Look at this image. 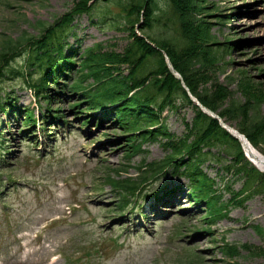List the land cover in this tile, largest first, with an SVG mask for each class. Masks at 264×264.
Listing matches in <instances>:
<instances>
[{
    "label": "rangeland",
    "instance_id": "1",
    "mask_svg": "<svg viewBox=\"0 0 264 264\" xmlns=\"http://www.w3.org/2000/svg\"><path fill=\"white\" fill-rule=\"evenodd\" d=\"M76 1L0 0V44L24 32L38 35V21L53 24ZM207 6L211 8L203 11L209 14L204 22H211L214 36L208 39L202 32L198 42L213 46L241 42L229 54L220 50L219 63L210 59V69L201 73L209 78L201 81L200 89L208 90L207 96L219 105L218 113L233 102L254 106L257 101L259 107L250 115L264 117V96L246 88L251 82L264 91V0H208ZM119 13L115 3L100 1L92 15L78 17L76 39L70 38L78 54L97 44L103 53H124L129 32ZM149 33L162 38L169 34L164 26ZM26 59V53L18 57L14 70L37 77L35 65L30 66ZM128 73L123 66L122 76ZM11 78L2 84L0 93L13 92V101L40 115L47 107L43 96L37 98L22 76ZM60 100L51 106L63 110L64 120L69 122L50 121L47 131L41 128L43 116L31 130L35 126L27 128L17 117L10 118L0 110L1 141H6L10 152L0 150V264H264V196L248 189L247 195L237 194L244 188V177L225 170L231 163L229 156L211 147V160L201 166L214 181L221 201L232 200L228 214L210 229L201 220L207 214L204 207L193 204L187 195V178L162 171L149 173L143 192L122 211L106 176L113 170L116 178L119 171L127 172L125 178H140L144 163L166 157L165 138L142 142L139 152L127 157L130 136L113 127L112 117L94 118L85 127L82 115H75L69 106L74 101ZM177 106L166 109L161 122L182 138L194 129L197 110L184 101ZM225 119L234 128H243L240 119ZM30 130L35 135L33 142L26 138L23 143V136L31 133L22 131ZM175 183L179 186L173 187ZM166 187H173L172 192L161 194ZM156 191L160 196H151L143 206L144 195ZM137 203L145 217L136 210L134 216ZM244 244L254 246L255 253L241 248L234 259L223 254L225 245ZM67 256L73 262H67Z\"/></svg>",
    "mask_w": 264,
    "mask_h": 264
},
{
    "label": "trees",
    "instance_id": "2",
    "mask_svg": "<svg viewBox=\"0 0 264 264\" xmlns=\"http://www.w3.org/2000/svg\"><path fill=\"white\" fill-rule=\"evenodd\" d=\"M100 1L113 2L119 7L118 15L129 32V44L122 54L103 53L100 51L102 46L98 48L97 45L77 55V49L70 47L68 42V30L78 16L85 13L91 14ZM91 2L92 0H77L74 7L53 24L38 21L35 25L38 35L24 32L15 39L8 38L1 43L0 85L9 76H22L37 94L47 90L46 95H50L51 90L48 85H50L51 77L69 78L72 83L59 84L60 89L79 94L88 103L87 110L113 107L118 124L124 133H140L141 136L147 137L158 132L168 139L166 146L172 152L166 160L152 163L151 171L156 172L169 166H174L176 169L178 166H185L187 174L192 178V194L196 198L206 199L211 188L207 185L208 178L200 170V166L210 152L206 153L202 150L220 146L228 152L231 159L233 158L227 169L235 170L246 179L248 188L264 196V173L246 160L239 143L223 130L215 119L206 116L194 106L197 110L194 129L188 130V133L179 139L170 135L166 126L160 122V117L166 109L178 108L177 102L184 101L194 105L181 82L169 71L162 51L169 56L191 92L205 106L218 111L219 105L216 106L214 100L207 96L208 90L200 89V84L208 81L209 78V75L206 77L201 73L207 68L210 69V59L220 60L218 56L220 50L229 54L233 51L234 45L238 42L240 44L241 41H231L226 44H216V46H213L215 44L202 45L198 42L202 32L208 39H213L214 36L210 33L211 22H204V18L209 14L203 11L211 8L207 6L208 0H97ZM139 23H141L140 32L143 36L137 32L136 26ZM161 25L167 27L169 32L167 37H155L149 33L156 30L157 26L160 29ZM146 38L155 46L147 42ZM23 52L28 54L27 63L37 67L38 78L33 77V74L27 75L25 72L14 70L13 62ZM210 54L211 58H209ZM77 57L79 59H76ZM125 65L129 73L122 76V67ZM74 70L77 77L67 76V73ZM89 79H93L91 87L87 84ZM248 87L254 93H262L264 96V91L257 88L255 84L250 82L246 88ZM211 92L214 93L212 88ZM82 103L80 102L77 106ZM256 103L253 106L247 102L241 104L233 102L220 111V114L229 119H240L242 131L255 145H261L264 148V117L250 115L254 111L253 108L259 107V102L256 101ZM149 127H155V129L148 130ZM146 180V175H142L139 179L109 176V184L121 191V199L126 197V194L132 195L138 191L139 185ZM209 205L211 215H215L218 212L217 202L211 200ZM258 230L263 231L259 228ZM241 248L250 253H255L256 250L254 246L248 244L242 245ZM241 248L228 246L223 251L226 256L234 259L240 255Z\"/></svg>",
    "mask_w": 264,
    "mask_h": 264
},
{
    "label": "bare ground",
    "instance_id": "3",
    "mask_svg": "<svg viewBox=\"0 0 264 264\" xmlns=\"http://www.w3.org/2000/svg\"><path fill=\"white\" fill-rule=\"evenodd\" d=\"M76 25H71V27L68 30V34L67 35H73L75 33L74 29H75ZM68 42H70L68 40ZM247 152L250 154V156L252 157V160L257 163L261 168H264V157L263 155L258 152L257 150L253 149V148H247Z\"/></svg>",
    "mask_w": 264,
    "mask_h": 264
},
{
    "label": "water",
    "instance_id": "4",
    "mask_svg": "<svg viewBox=\"0 0 264 264\" xmlns=\"http://www.w3.org/2000/svg\"><path fill=\"white\" fill-rule=\"evenodd\" d=\"M169 66H170L171 71L176 75V77L181 78V77H180V76L174 71V69H173V67H172V65H171V63H170V61H169Z\"/></svg>",
    "mask_w": 264,
    "mask_h": 264
}]
</instances>
